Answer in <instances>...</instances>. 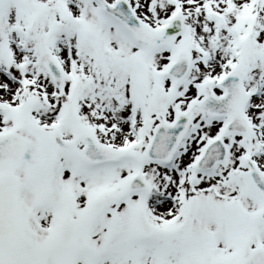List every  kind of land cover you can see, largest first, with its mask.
I'll list each match as a JSON object with an SVG mask.
<instances>
[{"label": "snow or ice", "instance_id": "obj_1", "mask_svg": "<svg viewBox=\"0 0 264 264\" xmlns=\"http://www.w3.org/2000/svg\"><path fill=\"white\" fill-rule=\"evenodd\" d=\"M0 264H264V0H0Z\"/></svg>", "mask_w": 264, "mask_h": 264}]
</instances>
